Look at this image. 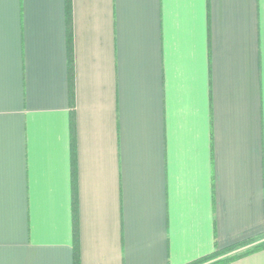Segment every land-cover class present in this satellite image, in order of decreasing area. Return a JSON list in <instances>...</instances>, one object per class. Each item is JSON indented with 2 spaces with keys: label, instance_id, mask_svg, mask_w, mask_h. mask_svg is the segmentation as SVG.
Instances as JSON below:
<instances>
[{
  "label": "crops",
  "instance_id": "crops-1",
  "mask_svg": "<svg viewBox=\"0 0 264 264\" xmlns=\"http://www.w3.org/2000/svg\"><path fill=\"white\" fill-rule=\"evenodd\" d=\"M263 241L264 0H0V264Z\"/></svg>",
  "mask_w": 264,
  "mask_h": 264
},
{
  "label": "trees",
  "instance_id": "trees-1",
  "mask_svg": "<svg viewBox=\"0 0 264 264\" xmlns=\"http://www.w3.org/2000/svg\"><path fill=\"white\" fill-rule=\"evenodd\" d=\"M262 247H264V241L259 243V244H257V245H255L253 249H259V248H262ZM232 248H233V246L232 247H228V248H226L224 250L214 251L211 254L206 255V256H204V257H202L200 259H197L196 261H193V262L188 263V264H221L223 262H227V261L233 259L234 257L217 259V260H214V259H216L219 255H221L223 253H226L227 251H230Z\"/></svg>",
  "mask_w": 264,
  "mask_h": 264
}]
</instances>
